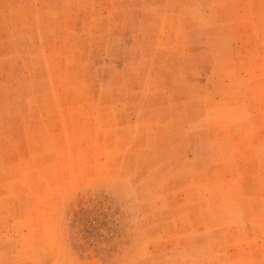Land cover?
I'll use <instances>...</instances> for the list:
<instances>
[{
	"label": "rangeland",
	"instance_id": "1",
	"mask_svg": "<svg viewBox=\"0 0 264 264\" xmlns=\"http://www.w3.org/2000/svg\"><path fill=\"white\" fill-rule=\"evenodd\" d=\"M0 264H264V0H0Z\"/></svg>",
	"mask_w": 264,
	"mask_h": 264
}]
</instances>
